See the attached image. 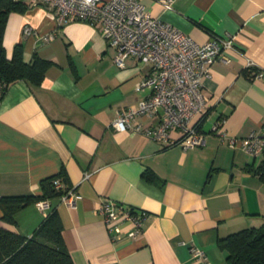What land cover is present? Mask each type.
<instances>
[{"label":"crops","instance_id":"1","mask_svg":"<svg viewBox=\"0 0 264 264\" xmlns=\"http://www.w3.org/2000/svg\"><path fill=\"white\" fill-rule=\"evenodd\" d=\"M138 1L198 44L232 38L229 61H216L203 80L207 102L194 122L205 144L184 149L116 131L117 113L150 92L137 89L146 67L129 57L118 68L97 28L79 21L57 28L47 5L10 12L6 58L21 45L25 63L37 56L49 64L39 87L16 81L0 98V198L41 197L39 183L62 169L77 199L72 208L54 198L46 212L30 203L14 213V224L2 222L0 211V227L31 237L55 209L73 264H200L192 246L212 264H227L218 240L264 223V183L253 175L264 156L230 148L213 126L220 121L227 138H244L264 123V0H171L170 9L162 0ZM50 33L53 39L42 42ZM102 198L146 213L134 240L124 235L127 222L119 236L107 230L96 214Z\"/></svg>","mask_w":264,"mask_h":264},{"label":"built area","instance_id":"2","mask_svg":"<svg viewBox=\"0 0 264 264\" xmlns=\"http://www.w3.org/2000/svg\"><path fill=\"white\" fill-rule=\"evenodd\" d=\"M14 1L32 7L49 6L57 28L76 21L97 28L108 46L114 48L112 58L118 68H122L129 57L136 58L146 67V75L137 89L148 87L150 92L136 108L117 113L113 121L116 131H135L164 145L178 143L184 149L205 144V135L198 128L200 121L194 122L207 102L201 91L203 80L209 77L211 65L216 61H229L224 52L232 47V38L212 36L204 44L193 42L176 28L152 17L138 0ZM161 4L166 9L171 8V0H162ZM52 34L43 35L42 42H50L54 37ZM2 88L0 85V98ZM140 117L155 118L156 124L141 127ZM220 126L221 122H216L213 131L228 139L230 148L243 151L253 159L264 156V123L244 138H227ZM173 133H177L178 137L173 138ZM53 183L57 190L64 188L60 180ZM60 199L73 208L77 194L70 187ZM35 204L39 210L46 212L50 201L42 200ZM96 206V214L101 216L107 230L114 232L115 236L122 234V222L130 225L124 233L127 238L134 240L142 232L146 213L108 198H102ZM189 251L200 264H212L200 248L192 246Z\"/></svg>","mask_w":264,"mask_h":264},{"label":"trees","instance_id":"3","mask_svg":"<svg viewBox=\"0 0 264 264\" xmlns=\"http://www.w3.org/2000/svg\"><path fill=\"white\" fill-rule=\"evenodd\" d=\"M28 5L14 0H0V85L3 94L7 86L24 81L32 87H39L48 62L33 56L30 62L23 61L22 46L14 47L10 59L3 50L2 37L10 12L24 13ZM253 175L264 183V159L253 169ZM152 172H144L143 179L157 183ZM60 180L64 188L55 189V181ZM41 197H4L0 198L2 222L14 224L13 215L20 208L42 200L60 198L70 188L65 171L40 183ZM55 209L43 219L31 237H24L0 227V264H73L63 244L62 224ZM218 246L226 252L227 264H264V223L259 228H248L218 240Z\"/></svg>","mask_w":264,"mask_h":264}]
</instances>
